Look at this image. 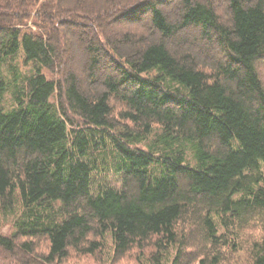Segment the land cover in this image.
<instances>
[{
    "label": "trees",
    "instance_id": "obj_1",
    "mask_svg": "<svg viewBox=\"0 0 264 264\" xmlns=\"http://www.w3.org/2000/svg\"><path fill=\"white\" fill-rule=\"evenodd\" d=\"M254 224L264 0H0L4 264H264Z\"/></svg>",
    "mask_w": 264,
    "mask_h": 264
},
{
    "label": "rangeland",
    "instance_id": "obj_2",
    "mask_svg": "<svg viewBox=\"0 0 264 264\" xmlns=\"http://www.w3.org/2000/svg\"><path fill=\"white\" fill-rule=\"evenodd\" d=\"M2 2H5L6 0H1ZM13 0H8V2ZM119 30V29H118ZM79 45H82V43L79 42ZM74 60L76 62H80L81 58L78 54L72 55ZM26 69V68H24ZM8 224H4V231H7ZM264 234V228L260 225H251L250 227H247L245 229V233L243 234L244 239H254L260 235ZM45 243L41 244L39 246L40 249H44ZM237 248H241L240 251L236 250V253L233 254V251H235V247L230 248L229 254L233 256V260L240 259L241 263H243L245 260H247V249L242 247V245H237ZM110 252V253H109ZM175 254V251L173 250L172 253H170L169 259H165L162 264H171V260L173 259ZM0 264H4L3 259H0ZM60 264H139L138 258L135 254V252H129L125 254L122 257H115L113 255V250L110 247L109 243L107 245V249H105L103 252L97 253L96 255H79L75 252H72L70 254V257L60 263Z\"/></svg>",
    "mask_w": 264,
    "mask_h": 264
}]
</instances>
